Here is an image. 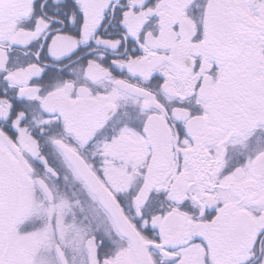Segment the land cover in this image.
Returning <instances> with one entry per match:
<instances>
[{"label": "snow or ice", "instance_id": "6c2138e0", "mask_svg": "<svg viewBox=\"0 0 264 264\" xmlns=\"http://www.w3.org/2000/svg\"><path fill=\"white\" fill-rule=\"evenodd\" d=\"M0 264H264V0H0Z\"/></svg>", "mask_w": 264, "mask_h": 264}]
</instances>
